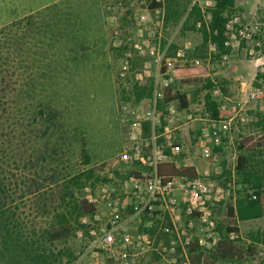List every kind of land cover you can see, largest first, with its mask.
Returning <instances> with one entry per match:
<instances>
[{
    "label": "rangeland",
    "instance_id": "rangeland-1",
    "mask_svg": "<svg viewBox=\"0 0 264 264\" xmlns=\"http://www.w3.org/2000/svg\"><path fill=\"white\" fill-rule=\"evenodd\" d=\"M54 1L0 0V27ZM87 1L98 17L92 24L96 47L91 46L90 57L102 65L88 67L87 83L76 90L75 108L82 115L78 123L87 135L96 176L74 188V197L92 199L106 214L119 211L138 246L139 264H264V218L240 222L238 236L218 229L226 226L229 205L236 208L238 200L257 191L264 195V148L257 145L264 138V100L250 99L264 83L255 85L256 76L264 73V0H235L223 51L202 34L209 22L206 12L216 0H156L162 3L157 10L151 9V0ZM194 8L201 19L192 15ZM185 64L203 67L206 78L190 84L173 81V68ZM165 89L185 95L187 108L178 102L165 104ZM214 105L227 115L213 117ZM232 116L237 117L229 127ZM218 128L216 140L211 132ZM154 144L167 162L194 167L198 178L175 179L152 212L136 214L135 207L141 205L131 179H151L152 167L140 158L146 159ZM205 151L210 158L204 157ZM239 157L246 159L241 171ZM202 187L206 214L199 211L197 199ZM18 206L25 236L60 257L59 264L78 262L84 217L67 240L44 243L39 233L30 234L24 209ZM224 238L243 254L221 259L215 248ZM193 244L198 250L190 254L187 247Z\"/></svg>",
    "mask_w": 264,
    "mask_h": 264
},
{
    "label": "trees",
    "instance_id": "trees-1",
    "mask_svg": "<svg viewBox=\"0 0 264 264\" xmlns=\"http://www.w3.org/2000/svg\"><path fill=\"white\" fill-rule=\"evenodd\" d=\"M161 8L162 3L151 0L152 10ZM234 11L235 0H216L206 12L209 22L203 24V38L219 51L225 49L227 24ZM95 12L87 0H58L0 27V264L60 262V257L22 232L18 204L24 209L30 234L39 233L44 243L67 240L81 217L95 212L93 204L74 197V188L80 189L96 176L87 135L78 123L82 115L75 108L76 90L87 83L88 67L102 65L90 57L91 46L96 47L91 39L92 24L98 18ZM192 15L201 19L196 8ZM166 72L163 63L161 74ZM206 76L203 67L192 64L177 65L171 73L173 81L185 84ZM261 80L264 73L256 76L255 85ZM164 102H178L182 109L188 106L185 95H173L168 89ZM211 111L213 117L227 115L217 112L215 105ZM257 145L264 148V138ZM238 162L241 171L245 159L239 157ZM156 173L163 184L198 178L194 167H176L173 162L159 163ZM255 196L256 200H238L236 208L229 205L226 226L218 229L226 236H238L237 218H262L264 195L257 191ZM187 249L193 254L198 247L193 244ZM215 249L221 259L243 254L227 238Z\"/></svg>",
    "mask_w": 264,
    "mask_h": 264
},
{
    "label": "built area",
    "instance_id": "built-area-1",
    "mask_svg": "<svg viewBox=\"0 0 264 264\" xmlns=\"http://www.w3.org/2000/svg\"><path fill=\"white\" fill-rule=\"evenodd\" d=\"M250 99L252 101L264 100V83L261 88L255 89L250 94ZM150 116L154 119V113L150 114ZM236 117L232 116L228 119L227 124L229 127L233 124ZM238 121L244 123L245 118L239 116ZM211 135L218 140L220 129H215L211 132ZM135 151L137 157L140 154L139 147H136ZM203 155L205 158H210V154L206 151ZM127 158L126 156L125 160ZM166 158L160 150H157L155 144L153 145L151 154L146 159L140 158V161H147L149 163L154 173L147 182L141 179H131L133 194L139 201V205H141L140 208L138 206L135 207L136 214L147 210L152 212L159 199L164 198L168 194L175 179L163 184L161 178L156 173L157 165L167 162ZM213 161L216 162L217 159L213 158ZM204 194H206V190L202 187L197 199L200 205L199 211L206 214L205 200L203 199ZM256 198L255 195L252 196L253 200H256ZM87 201L95 206V212L92 216H85L82 219L85 227V233L81 236L83 237L84 245L76 264L85 261L89 264H139V254L136 253V247L138 246H135L133 238L127 233L125 227L126 221L122 219L119 211L113 210L110 214H106L100 206H97L95 201L92 199H88ZM231 239L234 238L232 237Z\"/></svg>",
    "mask_w": 264,
    "mask_h": 264
},
{
    "label": "crops",
    "instance_id": "crops-1",
    "mask_svg": "<svg viewBox=\"0 0 264 264\" xmlns=\"http://www.w3.org/2000/svg\"><path fill=\"white\" fill-rule=\"evenodd\" d=\"M251 142H252V140H251ZM259 148H261V147H259ZM244 159H245V158H244ZM245 161H246V159H245ZM238 164H239V162H238ZM262 218H264V216H263ZM260 219H261V218H260ZM255 220H258V219H255ZM250 221H254V220L240 221V220L237 218V222H238V223H237V227H238L240 233H241V230H240L239 223H240V222H242V223H246V222H250Z\"/></svg>",
    "mask_w": 264,
    "mask_h": 264
}]
</instances>
